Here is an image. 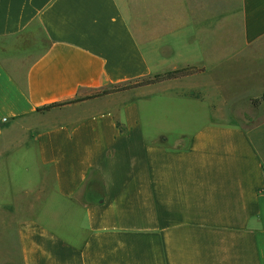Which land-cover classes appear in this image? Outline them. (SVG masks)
<instances>
[{"label": "crops", "instance_id": "0c3cea01", "mask_svg": "<svg viewBox=\"0 0 264 264\" xmlns=\"http://www.w3.org/2000/svg\"><path fill=\"white\" fill-rule=\"evenodd\" d=\"M263 94L264 0H0V264H264Z\"/></svg>", "mask_w": 264, "mask_h": 264}, {"label": "trees", "instance_id": "16d2710c", "mask_svg": "<svg viewBox=\"0 0 264 264\" xmlns=\"http://www.w3.org/2000/svg\"><path fill=\"white\" fill-rule=\"evenodd\" d=\"M192 72H193L192 70H179V71L169 72V73H167V74H165L163 76H161V75L155 76L153 79H144V80H141V81L131 82V83L126 84V85L114 86L111 89L104 90L103 92L99 93L96 96L106 95V94H110V93H114V92H120V91H124V90H127V89L139 87V86H142V85L155 83V82H158V81H161V80H164V79L182 77V76H185V75H189ZM77 101H79V100H77ZM70 103H72V102H70ZM63 105H64V103L51 104L49 106L41 108L40 110H48V109L59 107V106H63Z\"/></svg>", "mask_w": 264, "mask_h": 264}, {"label": "rangeland", "instance_id": "374dc122", "mask_svg": "<svg viewBox=\"0 0 264 264\" xmlns=\"http://www.w3.org/2000/svg\"><path fill=\"white\" fill-rule=\"evenodd\" d=\"M237 87H239L236 84H229L227 87V92H230L235 90ZM254 105L258 106L259 103L264 102V94L259 97V99L254 100ZM264 118V107H261L260 110L254 114V116L248 117V118H242L243 124L248 126L252 125ZM11 172H12V167L8 163H0V173H3L4 182H3V189H7L9 187L7 179H11Z\"/></svg>", "mask_w": 264, "mask_h": 264}]
</instances>
